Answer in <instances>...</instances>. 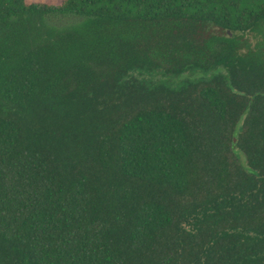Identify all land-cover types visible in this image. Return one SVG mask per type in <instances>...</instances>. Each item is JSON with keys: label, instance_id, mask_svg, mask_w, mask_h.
Masks as SVG:
<instances>
[{"label": "trees", "instance_id": "1", "mask_svg": "<svg viewBox=\"0 0 264 264\" xmlns=\"http://www.w3.org/2000/svg\"><path fill=\"white\" fill-rule=\"evenodd\" d=\"M0 0V264H264V0Z\"/></svg>", "mask_w": 264, "mask_h": 264}, {"label": "rangeland", "instance_id": "2", "mask_svg": "<svg viewBox=\"0 0 264 264\" xmlns=\"http://www.w3.org/2000/svg\"><path fill=\"white\" fill-rule=\"evenodd\" d=\"M28 3H33V2H35V3H44V2H50V1H48V0H26ZM54 3H56L57 2V0H52Z\"/></svg>", "mask_w": 264, "mask_h": 264}]
</instances>
